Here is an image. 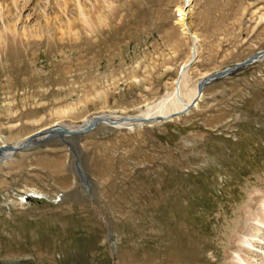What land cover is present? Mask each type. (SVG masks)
Listing matches in <instances>:
<instances>
[{
  "label": "rangeland",
  "instance_id": "obj_1",
  "mask_svg": "<svg viewBox=\"0 0 264 264\" xmlns=\"http://www.w3.org/2000/svg\"><path fill=\"white\" fill-rule=\"evenodd\" d=\"M102 1L1 0L0 146L152 118L194 52L182 92L264 48V0ZM120 124L64 135L90 189L63 138L0 161V264H264V225L242 213L264 215V57L184 113Z\"/></svg>",
  "mask_w": 264,
  "mask_h": 264
},
{
  "label": "water",
  "instance_id": "obj_2",
  "mask_svg": "<svg viewBox=\"0 0 264 264\" xmlns=\"http://www.w3.org/2000/svg\"><path fill=\"white\" fill-rule=\"evenodd\" d=\"M196 52L193 53V57L192 59L182 67V73L180 74V78H183V74L185 73V70L187 69V67H190V65L195 61L196 59ZM264 57V48L255 52L254 54H252L251 56L243 59L242 61L236 62L234 65L232 66H228L223 70H220L218 72H215L213 74L208 75L207 77L201 79L198 83V92H197V96L193 99V101L191 103H188L187 105H185L183 107V109L172 112L168 115H162V114H158L155 117L149 118V117H137L136 119L141 120V118L143 119L142 121H158V120H166V119H170L176 115H179L181 113H184L186 111H188L191 106L195 105L198 100L200 99V97L203 94V89L205 88V86L219 78H223V77H227L229 76L232 72L236 71L237 69H239L240 67H245L255 61H257L258 59ZM179 78V80H181ZM107 115H98L92 118V120L88 121L82 128L80 129H69V127H66L65 125L61 124V125H53L51 127H48L44 130L41 131H36L35 133L31 134L26 140L25 142L23 141V145L20 144H3L0 146V160L4 159L5 157L7 158V156L9 155V153H15L18 150H23V149H27L29 148L32 143L34 142L35 139L41 140V139H50L53 137H59V138H63V141L65 143H67L69 145V149L74 153L75 155V167L76 170L78 172V175L82 181V183L88 187V189L91 188V186L88 185L87 183V178L84 175L83 171L80 168L79 165V156L76 152V150L74 149L73 145L71 144V142L66 141V139L64 138V135H75V134H84L87 133L89 131H92L96 128V126L100 123V122H104V123H109L112 126H114L116 123V121H114ZM119 121V120H117Z\"/></svg>",
  "mask_w": 264,
  "mask_h": 264
},
{
  "label": "bare ground",
  "instance_id": "obj_3",
  "mask_svg": "<svg viewBox=\"0 0 264 264\" xmlns=\"http://www.w3.org/2000/svg\"><path fill=\"white\" fill-rule=\"evenodd\" d=\"M101 1L102 0H99V2L101 3ZM106 1V3H107V5L106 6H109V0H105ZM186 1V0H185ZM190 1V0H189ZM0 2H1V0H0ZM97 2V1H96ZM102 2H104V1H102ZM113 2V1H112ZM65 3H67V0H65ZM98 3V2H97ZM105 3V2H104ZM27 4H28V2H27ZM27 4H25V5H23L24 7H26L27 6ZM100 6V5H99ZM106 6H103L104 8L106 7ZM183 14H184V16H182L181 17V24L183 25V27L185 26V19H186V17H185V14H186V12L183 10V12H182ZM182 14V15H183ZM80 15H82L83 16V18H84V16L86 15L85 14V12H84V5L82 4V5H80ZM87 17V16H86ZM104 18H108V17H104ZM85 19V21L87 22L88 21V17L87 18H84ZM108 20V19H107ZM105 22V21H104ZM96 23V22H95ZM89 25V24H88ZM11 28H13V27H11V24H5V29H7V30H10L11 32H14V30H16L15 28H13L14 30H12ZM187 28V27H186ZM16 32V31H15ZM14 32V33H15ZM0 34H1V30H0ZM194 35H195V33H194ZM196 36V35H195ZM197 37V36H196ZM198 38V37H197ZM184 64H186V62L184 63ZM184 77V76H183ZM180 78V77H179ZM179 78L177 79V84H176V90L174 89L173 91H172V93L170 94V96H166L165 97V100H161L162 102H160L159 104H157V105H155L153 108H151L147 113V115H151V114H153V116L152 117H155L156 115H158V114H162V115H166V114H170L172 111H178V110H181V109H183V107L185 106V105H187L188 103H190L194 98H195V96L197 95V92H198V87H197V85L195 86V87H193V88H191V87H185L184 88V91L182 92L181 90H179L180 89V87H179V85L178 84H181V80H179ZM181 79V78H180ZM183 80L184 79H182V82H183ZM175 83H176V81H175ZM185 85V84H184ZM183 87V86H182ZM180 91V92H179ZM176 92H178V95H180V93H181V96H179L178 97V95H177V93ZM170 93V92H169ZM156 114V115H155ZM102 115V114H101ZM103 115H107V114H103ZM155 115V116H154ZM137 118V116L136 117H133V118H124L125 120H123L122 122H120V120L119 121H117V120H115L114 119V121H116L115 123H116V125H118V124H120V123H123V122H129L130 120L131 121H134V122H138L139 121V119H136ZM150 118V117H149ZM92 120V119H91ZM141 120H143L142 118H141ZM111 121H112V119H111ZM131 124V123H130ZM121 125V124H120ZM68 127V126H67ZM71 128H73V127H71ZM25 142V141H24ZM15 144H20V145H23L24 143H23V141H21V142H19V143H15ZM16 153V152H15ZM15 153H9V155L10 154H15ZM8 155V156H9ZM4 160V159H3ZM0 161H2V160H0ZM84 173V172H83ZM84 175H85V173H84ZM86 176V175H85ZM86 178H87V176H86ZM87 180V183H88V185L89 186H91V184H90V182H89V180H88V178L86 179ZM259 198V202L261 203L260 205L261 206H263L262 208L264 209V196L262 195V196H258ZM257 197H255L254 199L255 200H258V199H256ZM251 207H252V203H249V204H247L245 207H243L242 209V213L244 212V210H245V212L243 213V218L245 219L244 220V224H248V222H249V219H251L252 221H254L255 223H253V225L254 224H256V223H259L260 225H264V215L262 214V212L260 213V214H258L257 212H259V210H257V211H254L253 209H251ZM255 207V206H254ZM259 207V206H258ZM256 208V207H255ZM263 209H261L262 211H264ZM259 225V226H260ZM248 226H250V224H248ZM252 227V226H251ZM258 225H256L254 228L255 229H253V230H251V232H249V233H247V234H245V233H243V235H240V231H242L243 230V226H242V228H241V230L239 231L238 230V232H237V234H236V236H235V238H234V240L236 239L237 240V242L239 243V245L237 246V251H240L242 248H247L246 246H248V245H251V244H253V240H254V238H255V236H254V234L259 230L258 228ZM250 229V228H249ZM248 230V229H247ZM249 231V230H248ZM252 231H254V233L252 234ZM259 233H260V231H259ZM263 237V236H262ZM263 239V238H262ZM261 239V240H262ZM264 243V242H263ZM246 245V246H245ZM258 245V244H257ZM255 246V245H254ZM259 246V245H258ZM233 248V247H232ZM234 248H235V246H234ZM232 250V249H231ZM251 250V249H250ZM242 251V250H241ZM244 251V250H243ZM246 251V250H245ZM249 251V250H248ZM235 258V257H234ZM235 260L237 261V263L238 264H242L244 261L246 262V260L245 259H243V258H240V257H238L237 259L235 258ZM242 262V263H241ZM229 264H236L235 263V261H231Z\"/></svg>",
  "mask_w": 264,
  "mask_h": 264
}]
</instances>
